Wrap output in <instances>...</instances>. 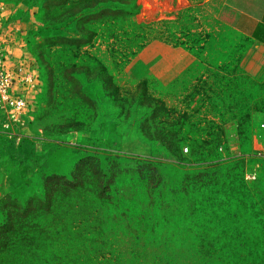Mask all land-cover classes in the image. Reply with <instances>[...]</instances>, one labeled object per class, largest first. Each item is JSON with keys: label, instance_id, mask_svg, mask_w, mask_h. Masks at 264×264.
<instances>
[{"label": "rangeland", "instance_id": "obj_1", "mask_svg": "<svg viewBox=\"0 0 264 264\" xmlns=\"http://www.w3.org/2000/svg\"><path fill=\"white\" fill-rule=\"evenodd\" d=\"M67 1L0 0V32L44 82L29 127L0 132V264H264V61L247 70L251 40L220 21L221 0H103L149 37L118 64L105 46L64 44L98 0ZM97 54L122 96L148 90L174 109L151 137L147 103L98 105Z\"/></svg>", "mask_w": 264, "mask_h": 264}, {"label": "trees", "instance_id": "obj_2", "mask_svg": "<svg viewBox=\"0 0 264 264\" xmlns=\"http://www.w3.org/2000/svg\"><path fill=\"white\" fill-rule=\"evenodd\" d=\"M76 1L86 3L89 0H69L67 4L72 5ZM107 3V1L98 0L94 6L82 8L77 14L79 17L76 20V29L79 32L78 36H67L63 38V42L69 50L76 47V51L83 56L91 55L90 47L105 46L107 52L118 64L125 65L147 46L149 37L142 26L135 24L131 20V13L128 7L124 6V4L107 5ZM98 51L100 52L101 49L98 48ZM93 58L94 69L97 72L96 83L98 90L101 92L96 99L98 105H101L105 100L110 104L120 103L121 105L124 103L131 107L136 104V99L139 100L137 104L140 107H143V104L147 103V109L151 113L146 112L147 114L141 122V129L144 133L143 135L148 137L152 136L151 129L156 126L153 121L157 115L163 113L164 115L173 116L174 109L167 106L161 98L149 94L148 90H144L135 99L122 96L119 87L100 55H94ZM123 115H125L124 112H121L117 116L120 118ZM83 129L86 128L83 127ZM171 139L174 143L179 141L178 139H174V136H171ZM145 160L148 164L151 162L150 158H145ZM216 163L219 164V161H216Z\"/></svg>", "mask_w": 264, "mask_h": 264}, {"label": "built area", "instance_id": "obj_3", "mask_svg": "<svg viewBox=\"0 0 264 264\" xmlns=\"http://www.w3.org/2000/svg\"><path fill=\"white\" fill-rule=\"evenodd\" d=\"M4 16L0 13V25L7 26ZM7 35L0 32V132L12 137L29 127V118L39 109L37 97L44 90V82L29 51L17 54L8 45L11 36L7 39ZM261 173L258 161L246 171L245 178L255 181Z\"/></svg>", "mask_w": 264, "mask_h": 264}, {"label": "crops", "instance_id": "obj_4", "mask_svg": "<svg viewBox=\"0 0 264 264\" xmlns=\"http://www.w3.org/2000/svg\"><path fill=\"white\" fill-rule=\"evenodd\" d=\"M218 17L223 24L251 40L247 70L254 76L261 75V62L264 61V0H221Z\"/></svg>", "mask_w": 264, "mask_h": 264}]
</instances>
